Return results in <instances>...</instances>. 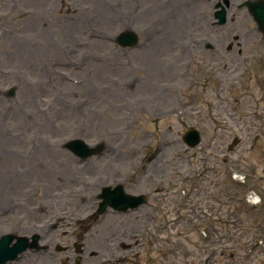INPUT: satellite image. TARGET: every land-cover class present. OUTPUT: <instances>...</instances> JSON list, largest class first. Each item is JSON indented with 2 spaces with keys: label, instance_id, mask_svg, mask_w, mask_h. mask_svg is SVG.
<instances>
[{
  "label": "rangeland",
  "instance_id": "obj_1",
  "mask_svg": "<svg viewBox=\"0 0 264 264\" xmlns=\"http://www.w3.org/2000/svg\"><path fill=\"white\" fill-rule=\"evenodd\" d=\"M98 1L0 0V233L56 222L46 237L70 238L65 228L77 225L68 217H85L100 189L122 182L149 198L132 213L86 220L103 252L131 243L143 253L129 264H203L219 246L228 252L214 264H264L260 252L242 258L264 218V125L253 136L264 118V35L237 8L242 0H230L219 26L217 0ZM127 27L138 36L133 49L114 42ZM190 128L201 136L196 148L183 142ZM75 139L102 146L101 155L77 158L64 146ZM226 165L247 173L243 188ZM225 186L239 197L253 190L261 203L227 200ZM199 207L215 214L208 242L187 232ZM237 217L240 229L227 224ZM174 243L187 253H166Z\"/></svg>",
  "mask_w": 264,
  "mask_h": 264
},
{
  "label": "bare ground",
  "instance_id": "obj_2",
  "mask_svg": "<svg viewBox=\"0 0 264 264\" xmlns=\"http://www.w3.org/2000/svg\"><path fill=\"white\" fill-rule=\"evenodd\" d=\"M97 2H99L98 0H96ZM123 1V0H122ZM27 6H28V3L26 4ZM124 6L126 7V5H121V7L118 9V13H119V15H120V17H123L124 16V13H123V10H124ZM25 7V6H24ZM153 7H152V5L151 4H149V5H147L146 6V9H152ZM145 9V10H146ZM157 11L159 12V10L157 9ZM141 15H144V12H141ZM162 15V14H161ZM123 21V20H122ZM123 22H121V24H122ZM65 26H67L68 28H73L74 26H75V23H70V22H67L66 24H65ZM127 30H129L130 28L129 27H127L126 28ZM71 38H72V36H71ZM95 43H100V42H95ZM93 47H95V45H93ZM24 263H26V262H21V263H19V264H24Z\"/></svg>",
  "mask_w": 264,
  "mask_h": 264
},
{
  "label": "water",
  "instance_id": "obj_3",
  "mask_svg": "<svg viewBox=\"0 0 264 264\" xmlns=\"http://www.w3.org/2000/svg\"><path fill=\"white\" fill-rule=\"evenodd\" d=\"M127 200H128V203H132V202H134L133 200H130V199H128V198H126ZM126 199H124L125 201H126ZM130 200V201H129Z\"/></svg>",
  "mask_w": 264,
  "mask_h": 264
}]
</instances>
